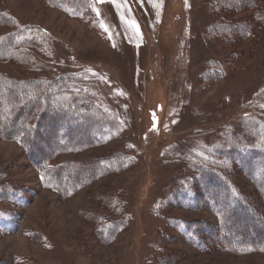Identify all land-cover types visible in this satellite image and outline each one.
Instances as JSON below:
<instances>
[{
  "label": "rangeland",
  "instance_id": "374dc122",
  "mask_svg": "<svg viewBox=\"0 0 264 264\" xmlns=\"http://www.w3.org/2000/svg\"><path fill=\"white\" fill-rule=\"evenodd\" d=\"M71 1L0 0V36L27 28L31 42L19 57L0 58V76L73 77L76 93L102 100L116 133L96 144L78 125L59 137L65 118L43 116L49 95L13 92L19 105L9 100L4 117L15 120L9 130L0 120V264H264V248L235 253L219 242L197 169L230 137L248 148L261 143L247 127L264 124V14L232 15L251 22L248 33L223 37L211 31L213 0ZM223 158L211 168L251 206L237 207L231 221L249 235L262 221L255 213L263 219V196L235 158ZM47 167L73 192L46 187ZM186 184L192 200L180 197ZM109 222L120 226L106 239L100 226Z\"/></svg>",
  "mask_w": 264,
  "mask_h": 264
},
{
  "label": "trees",
  "instance_id": "16d2710c",
  "mask_svg": "<svg viewBox=\"0 0 264 264\" xmlns=\"http://www.w3.org/2000/svg\"><path fill=\"white\" fill-rule=\"evenodd\" d=\"M257 1H259V4H264V0H213L211 6L212 16H217L218 19L217 21H215V23L211 24L212 33L223 37H245L248 33L249 25L251 22L248 21L247 18L244 19L247 21L235 22L231 21L230 17L232 15L239 14L245 11H248L249 16H251L252 13L255 16H258L259 13L264 14V8L259 7V4L256 5ZM56 2L59 3V6H63L61 4V1ZM67 2V5H71V3L73 2L74 4L75 1L67 0ZM78 2L81 3L80 1H76L77 5L79 4ZM1 16L2 15H0V17ZM5 17L6 22H13L10 16ZM0 22L4 21L0 19ZM27 30V28L18 27L13 31H10L6 35L0 36V58L13 59L14 57H19L25 51V48H27L31 43L29 41V38H27ZM224 39L229 41L226 38ZM74 81L76 80H73V77L65 76L61 78L58 77V79L56 80L35 79L32 81L15 82L13 81V79L0 76V102L4 98H6V101L8 102L6 110H2L0 108V120L4 129L9 130L10 126L13 124L12 122H14L15 120V117H12L10 120H7L8 118L4 117L6 116L5 112H11V109H9L11 107V103H9V100L10 102L12 101V104L16 106L19 105L18 103L16 104L17 100L13 96V92L17 88H28V92H36V98L34 100L39 99L40 97L45 95H49L51 97V100H46V102H43L45 111L43 114L44 117H47V111H50V113L53 114L52 117L58 116L59 118H65L63 120L65 121V123L61 127L62 133H60L61 136L59 137H66L69 139L71 137V129H77V126L81 125V127L84 128V132L86 134L89 131H92L93 135H90L88 133L90 142L99 144L103 143L106 139H110L116 133L115 128L117 126V122L113 119V116L110 114V112L103 106L102 100H99L98 98L89 99V97L85 96L84 94L80 95L76 93L78 88L72 86ZM41 87L43 90L45 88L47 90L41 93ZM30 96L31 95H25V103L30 102V98H28ZM7 108L9 110H7ZM86 114H90L89 118ZM80 120L84 122V124H79L77 122ZM247 128H249L250 130L253 129L256 132L259 131L261 143L258 147L248 148L240 146L236 141L232 139V137L229 136L231 140L228 141L227 144L225 141H223L218 142L211 147V150L208 151L211 155V158L204 161L206 164L204 167H197L201 177L204 176L203 182H205L204 186L206 187H202L203 197L205 196V198H207L206 201L209 206H215L214 209L212 208V210L216 212L220 220L219 234L216 237L221 244L235 253H244L247 250L264 248V213L263 219L259 217V214L255 213L256 219L259 221L262 220L260 221L261 224L257 228H254L250 231L251 235L253 236L259 234L258 236H255V243H253V241L250 243L243 242V240L245 241L249 238L250 232L249 235H247L248 233L247 231H245V229H241L240 226L235 227L238 222L235 223V226H233L231 221L235 219L237 221L238 219L234 214V211L237 210V207H239V210L244 212L248 208H251V206L245 201H242L239 195L235 194L232 185L221 178L220 174L216 170H213L211 167H214L213 165H225L223 161V159H225L223 158V155L225 153H227L226 159H228L229 161L235 158L238 161V164L244 174L261 191L264 203V173H262L264 171V124H261L258 121H256L255 123L251 122L250 124H248ZM100 129L106 132L105 136L102 138L98 136V132ZM230 134L231 133H229V135ZM75 137H77V139L73 141L79 140V133H77ZM93 137H95L96 139H93ZM228 143H231V146H229ZM72 144L73 145L71 146V148L75 146L73 142ZM56 149L61 150L62 147H56ZM128 161L129 159L128 157H126L124 163ZM111 162L114 166H116L121 161L112 160ZM36 165L39 166V164ZM103 166L107 168L110 165L103 164ZM228 171L231 173V168H228ZM40 174L43 180V184L46 187L55 190H61L67 193L73 192V184L66 186L61 183L62 174H60L59 169L47 167L46 169H43ZM198 180L200 181L201 178L198 177ZM180 197L188 198L191 200L192 198H194V193H192L191 188L187 184L186 188L181 189ZM222 203L224 204L223 206H225V208L220 209V207H218V204L221 205ZM190 205L192 207V201L190 202ZM228 206H230L231 208L227 211L226 207L228 208ZM107 226L108 227L106 228V225L103 224L100 226V228L102 231L106 232L104 233L105 238L110 239L112 234L119 228L120 223L109 222ZM223 231L232 234V237L231 235H220V233ZM188 236L193 237V233L190 232ZM245 236L246 238L243 239V237ZM235 237L239 239L235 240Z\"/></svg>",
  "mask_w": 264,
  "mask_h": 264
},
{
  "label": "crops",
  "instance_id": "0c3cea01",
  "mask_svg": "<svg viewBox=\"0 0 264 264\" xmlns=\"http://www.w3.org/2000/svg\"><path fill=\"white\" fill-rule=\"evenodd\" d=\"M107 25H109V27H113V26H114L113 23H111V24H107ZM110 25H111V26H110ZM115 25H116V23H115ZM107 29H110V28H107ZM116 29H117V28H115L114 31L111 32L112 35H116V31H117Z\"/></svg>",
  "mask_w": 264,
  "mask_h": 264
}]
</instances>
